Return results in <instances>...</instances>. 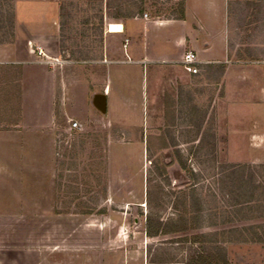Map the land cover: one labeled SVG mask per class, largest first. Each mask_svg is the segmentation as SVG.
Here are the masks:
<instances>
[{
	"label": "rangeland",
	"instance_id": "1",
	"mask_svg": "<svg viewBox=\"0 0 264 264\" xmlns=\"http://www.w3.org/2000/svg\"><path fill=\"white\" fill-rule=\"evenodd\" d=\"M42 1L54 7L35 13L56 19L64 63L54 76L27 71L25 101L10 98L0 106V264H20L26 256L40 264H85L86 226L105 227V241L138 245L147 239L132 234L142 232L149 217L153 229L183 232L154 243L179 238L186 263L264 264V98L243 103L236 96L244 88L260 92L251 83L264 77L258 69L264 68V0L234 10L230 47L249 67L243 83L231 81L235 99L224 106L216 101L225 96L219 68L208 75L215 82L203 86L201 105L177 101L170 120L164 126L159 120L149 137L151 70L138 74L135 116L144 120L135 136L88 111L85 76L105 75L99 66L110 23L177 18L184 0ZM24 17H33L30 9ZM15 21V0H0V42L12 39ZM39 80L41 89L34 84ZM155 109L161 119V102ZM74 122L80 129H72ZM135 141L144 149L139 145L124 164L115 147ZM126 194L133 199L125 201ZM90 235L97 238L95 231Z\"/></svg>",
	"mask_w": 264,
	"mask_h": 264
},
{
	"label": "crops",
	"instance_id": "2",
	"mask_svg": "<svg viewBox=\"0 0 264 264\" xmlns=\"http://www.w3.org/2000/svg\"><path fill=\"white\" fill-rule=\"evenodd\" d=\"M246 1L250 0H184V19L177 17L153 21L133 18L120 23L123 25V30L118 33L109 32L108 25L109 38L105 41L104 52L106 61L99 66V70L103 69L105 75L96 77L89 72L87 77L85 76V94L87 98L89 95L92 97L91 107H87L88 111L92 113L89 109L92 108L102 116H109L111 124L119 123L127 132L135 136V130L143 128L144 120H137L135 116L138 106L135 98L140 80L138 74L144 72L146 68L151 70L148 92L149 113L145 130L147 137L152 136V129L158 126L159 120L162 126L170 120L169 117L173 114V107L177 101L188 105V101L194 100V104L201 105L203 86H212L211 84L215 82L213 78H208V75L219 68L223 71L220 83L225 96L216 98V101L222 106L232 102L235 93L233 87H230V84H233L231 81L236 77L238 82L243 83L249 72V67L244 66L247 60L237 59L230 47L231 26L235 19L234 10L239 9L241 3ZM41 7L42 11H51L54 4L42 0H15L16 21L13 37L7 42H0V106L5 105L10 98L14 101L19 99L25 101L27 71H41L46 72L47 76H54L58 67L64 63L59 52L57 21L45 14L37 17L35 11ZM27 9L33 13L30 19L24 17ZM160 31L165 35L162 38ZM110 40H117L115 49L109 46ZM34 44H37L36 48L41 51L40 53H36ZM188 51L194 52L199 61L197 75L187 73L182 66V60ZM234 61L241 65H230ZM258 69L264 74V68ZM36 83L41 89L42 81H35L34 84ZM251 84H256L260 92L251 94L243 87L244 90L236 93L238 100L241 99L244 103L247 100L264 98V77ZM98 95L106 97V114L101 113L94 105ZM160 102L161 119L158 118L159 111L155 109ZM122 110H128V116H120L118 113ZM52 114L54 115L53 112ZM139 145L144 149V145L138 141L129 145L119 144L120 147H115L119 152H115L119 153L121 161L126 164L130 155L136 154ZM113 184L112 181L109 183V190L113 188ZM117 185L122 189V183ZM124 196L125 201L133 199L130 194ZM133 197H136V192L133 193ZM110 198L115 199L113 192ZM86 229L93 233L95 231L97 238L91 237L89 231L88 241L85 242V264H197L196 259L186 263L183 250L180 248L183 243L179 238L171 239L172 241L164 244L154 243L159 238L170 236L174 238L175 235L183 234L180 231L157 228L153 234L148 235L145 227L142 232L132 234L133 237L135 234H141L147 239V243L137 245L135 239L128 242H118L115 239L105 241V227L100 225H88ZM117 233L116 239L122 234L121 230ZM174 245L177 248H172ZM175 249L177 252L172 255L171 251ZM161 256L165 257L160 259ZM169 256L176 258L171 260ZM20 264L40 263L36 257L26 256L20 259Z\"/></svg>",
	"mask_w": 264,
	"mask_h": 264
},
{
	"label": "built area",
	"instance_id": "3",
	"mask_svg": "<svg viewBox=\"0 0 264 264\" xmlns=\"http://www.w3.org/2000/svg\"><path fill=\"white\" fill-rule=\"evenodd\" d=\"M182 66L187 73L197 75L199 73V61L196 54L192 51H188L182 60ZM71 127L73 130H78L80 129V124L78 122H74Z\"/></svg>",
	"mask_w": 264,
	"mask_h": 264
},
{
	"label": "trees",
	"instance_id": "4",
	"mask_svg": "<svg viewBox=\"0 0 264 264\" xmlns=\"http://www.w3.org/2000/svg\"><path fill=\"white\" fill-rule=\"evenodd\" d=\"M144 1L145 0H141V2H144ZM180 7H181L180 16L178 18L179 19H184V4L183 3H180ZM138 10H139V13H142L143 12L142 9H141V7H139ZM161 225L162 224L160 223V226ZM159 228L160 227H158V229ZM155 230H157V228L156 229H153V227H152V219H151V217H149V219L147 220V224H146L147 234L148 235H151V234H153V231H155Z\"/></svg>",
	"mask_w": 264,
	"mask_h": 264
},
{
	"label": "water",
	"instance_id": "5",
	"mask_svg": "<svg viewBox=\"0 0 264 264\" xmlns=\"http://www.w3.org/2000/svg\"><path fill=\"white\" fill-rule=\"evenodd\" d=\"M95 107L103 114L107 112V100L104 95H98L94 101Z\"/></svg>",
	"mask_w": 264,
	"mask_h": 264
},
{
	"label": "bare ground",
	"instance_id": "6",
	"mask_svg": "<svg viewBox=\"0 0 264 264\" xmlns=\"http://www.w3.org/2000/svg\"><path fill=\"white\" fill-rule=\"evenodd\" d=\"M108 29L111 33H118L123 30V25L120 23H110Z\"/></svg>",
	"mask_w": 264,
	"mask_h": 264
}]
</instances>
